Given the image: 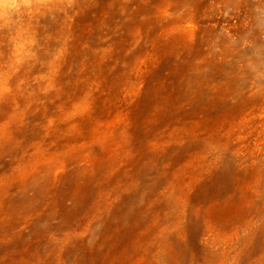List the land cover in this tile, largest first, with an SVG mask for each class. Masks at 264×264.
I'll use <instances>...</instances> for the list:
<instances>
[{
	"label": "rangeland",
	"instance_id": "rangeland-1",
	"mask_svg": "<svg viewBox=\"0 0 264 264\" xmlns=\"http://www.w3.org/2000/svg\"><path fill=\"white\" fill-rule=\"evenodd\" d=\"M0 264H264V0H0Z\"/></svg>",
	"mask_w": 264,
	"mask_h": 264
}]
</instances>
